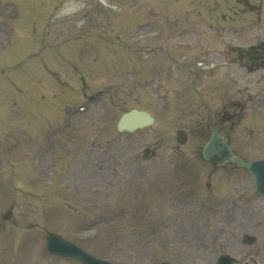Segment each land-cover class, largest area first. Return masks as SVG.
I'll return each instance as SVG.
<instances>
[{
    "label": "rangeland",
    "instance_id": "374dc122",
    "mask_svg": "<svg viewBox=\"0 0 264 264\" xmlns=\"http://www.w3.org/2000/svg\"><path fill=\"white\" fill-rule=\"evenodd\" d=\"M9 1H0V213L10 210L11 216L0 224V264H78L48 256L46 229L114 264H213L222 253L239 263L264 264V198L254 194L253 178L232 167L214 169L197 154L205 131L194 109L212 121L221 90L228 94L234 88L220 82L219 73L203 77L196 71L193 77L184 67L172 69L164 81L159 70L168 68L170 58L140 49H157L153 30L160 24L165 40L174 15L180 27L186 22L195 26L194 34L178 41L210 43L203 20L198 21L206 0H138L137 10L128 9L129 0H107L119 9L114 13L97 1L77 0L64 11L81 25L77 46L64 44L72 32L65 15L52 17L64 0ZM145 19L156 24L139 28ZM1 26L11 33L5 39ZM53 29L52 37L62 42L49 45L45 38H55L46 32ZM169 47L175 51L173 41ZM179 49L184 52H177L180 66L200 60V52L189 46ZM70 62L77 63L75 71ZM154 68L162 79L156 91L144 82ZM254 78L246 75L241 86ZM218 88L220 96L213 93ZM100 89L108 93L87 112L57 120L48 136L35 135L29 126L41 129L40 122L54 121L60 108L81 105ZM241 94L248 100L246 92ZM132 107L149 109L155 123L117 136L118 117ZM247 108L232 132L233 145L246 158L264 157V116ZM61 121L66 124L62 131ZM182 126L192 134L176 151L171 149L174 132ZM26 127L28 136L19 131ZM13 132L22 142L20 150ZM111 159L120 165L113 168L114 178L92 163L108 165ZM94 217L102 222L92 224ZM250 235L257 237L254 246L243 243Z\"/></svg>",
    "mask_w": 264,
    "mask_h": 264
},
{
    "label": "water",
    "instance_id": "95a60500",
    "mask_svg": "<svg viewBox=\"0 0 264 264\" xmlns=\"http://www.w3.org/2000/svg\"><path fill=\"white\" fill-rule=\"evenodd\" d=\"M152 122V119L145 113H140L137 111H131L129 113L124 114L118 124V128L120 130L128 129L133 130L136 127H142ZM220 144V147H217L218 152H222L225 155V160H230L234 162L237 166H242L249 169L258 179V186L264 189V162H246L242 159L235 156L229 149L227 145V141L225 139H220L216 136H213L210 142L207 144L205 148V153L212 154L214 152V148L216 145ZM213 154H217L214 152ZM209 157V155H205ZM219 158V154L217 155ZM62 244L67 248V252H69L72 256L80 259L84 264H91L89 262H94L92 258L89 257L85 252L75 247L73 244L62 241Z\"/></svg>",
    "mask_w": 264,
    "mask_h": 264
},
{
    "label": "flooded vegetation",
    "instance_id": "af4514ba",
    "mask_svg": "<svg viewBox=\"0 0 264 264\" xmlns=\"http://www.w3.org/2000/svg\"><path fill=\"white\" fill-rule=\"evenodd\" d=\"M244 1H246V4L249 3L248 0ZM234 62L240 69L248 71L264 68V43L262 38L256 37L255 42L246 46H238L234 51Z\"/></svg>",
    "mask_w": 264,
    "mask_h": 264
}]
</instances>
